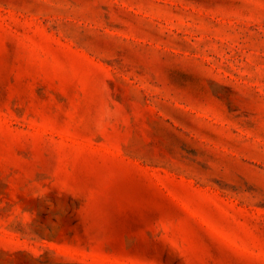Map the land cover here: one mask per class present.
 <instances>
[{
    "label": "rangeland",
    "instance_id": "rangeland-1",
    "mask_svg": "<svg viewBox=\"0 0 264 264\" xmlns=\"http://www.w3.org/2000/svg\"><path fill=\"white\" fill-rule=\"evenodd\" d=\"M0 264H264V0H0Z\"/></svg>",
    "mask_w": 264,
    "mask_h": 264
}]
</instances>
